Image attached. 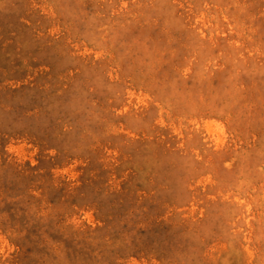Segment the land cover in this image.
I'll list each match as a JSON object with an SVG mask.
<instances>
[{
    "label": "rangeland",
    "instance_id": "rangeland-1",
    "mask_svg": "<svg viewBox=\"0 0 264 264\" xmlns=\"http://www.w3.org/2000/svg\"><path fill=\"white\" fill-rule=\"evenodd\" d=\"M0 264H264V0H0Z\"/></svg>",
    "mask_w": 264,
    "mask_h": 264
}]
</instances>
